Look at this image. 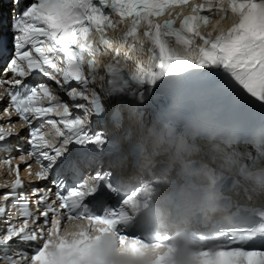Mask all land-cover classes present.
Returning <instances> with one entry per match:
<instances>
[{"label": "snow or ice", "instance_id": "obj_1", "mask_svg": "<svg viewBox=\"0 0 264 264\" xmlns=\"http://www.w3.org/2000/svg\"><path fill=\"white\" fill-rule=\"evenodd\" d=\"M11 4L10 29L15 52L3 69L4 78L0 79V102L6 104L0 105V152L7 153L2 162L8 174L17 175L10 185L13 191L4 193L0 200L15 197L23 202L19 205L21 221L9 220L6 228L0 229V249L3 250L0 264H105L100 250L105 237L113 230V221L89 217L91 224L102 227L65 233L63 221L52 219L57 215L56 206L67 213L69 219L73 218L71 210L77 206L73 197L78 195L75 188L64 194L63 181L55 178L52 179L54 193L46 184L33 187L35 213L30 211L28 198L16 191L23 182L18 174L19 164L13 166L16 159L11 154L13 140L18 141L22 132L28 131L27 151L16 147L20 151V163L31 175L29 159H23L31 157L42 169L36 173V181H47L52 169L43 162L50 163L53 156L46 150L42 129L46 125L58 128L60 124L72 129L79 123L70 118L69 105L61 102L51 85L43 82L29 85L24 83L25 79L40 73L54 81L59 92H66L67 97L76 102L80 98L78 92L87 89L89 79L85 77V66L88 76H94L98 68L95 57L101 51L100 46L104 51L113 48V41L105 35L106 30L127 20L123 39L142 37L138 42L141 50H144L143 42H147L149 56L147 65L137 60L136 73L128 76L124 61L118 59L119 49L114 50L105 71L110 85L117 90L130 88L135 83L143 99L144 86L152 93L165 78H170L168 86H174L196 71L206 70L223 77L229 87H238L256 101L264 102V0H202L201 3L191 0H11ZM177 6H187L191 11L178 13L176 18H171L172 13L168 12L170 18L158 21L165 10ZM229 10L236 20L226 31L215 36L201 33L200 29L207 25L213 11H219L224 18ZM112 16L119 20L114 21ZM135 47L134 43L129 50ZM177 48L182 49L183 54H179ZM124 57L129 58L128 52ZM60 109L63 112L59 120L47 118ZM13 117L18 118L19 130ZM34 120L41 122L35 126ZM41 189L49 195L44 196ZM52 194L56 197L55 204ZM5 211V207L0 206V217ZM128 239L120 237L121 243ZM142 247L141 240L131 238L129 248L133 253ZM12 248L15 250L10 254L8 249ZM155 264H166L165 256L158 255ZM197 264H264V243L259 247L254 243L248 249L229 246L215 252L205 250L197 255Z\"/></svg>", "mask_w": 264, "mask_h": 264}, {"label": "clouds", "instance_id": "obj_2", "mask_svg": "<svg viewBox=\"0 0 264 264\" xmlns=\"http://www.w3.org/2000/svg\"><path fill=\"white\" fill-rule=\"evenodd\" d=\"M138 145L145 164L153 169L160 165L154 176L159 187L147 190L145 202V207L151 205V225L143 238L135 236L143 243L137 253L129 248L132 237L113 227L100 250L105 264H155L160 254L166 264H197L200 252L222 248L224 238L235 234L244 208L235 199L233 187L225 189L231 167L214 155L205 158L199 145L175 144L151 129L139 138ZM121 222L127 227L130 221ZM99 227L87 219H70L63 225L65 233ZM121 236L129 239L121 243ZM256 238L264 239V231Z\"/></svg>", "mask_w": 264, "mask_h": 264}]
</instances>
